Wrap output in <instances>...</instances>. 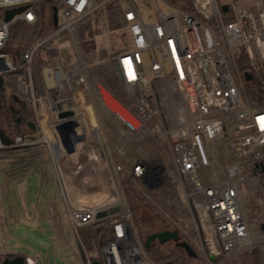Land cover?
Masks as SVG:
<instances>
[{"label":"built area","instance_id":"built-area-1","mask_svg":"<svg viewBox=\"0 0 264 264\" xmlns=\"http://www.w3.org/2000/svg\"><path fill=\"white\" fill-rule=\"evenodd\" d=\"M45 1L57 8V24L29 42L16 61L4 51L10 28L18 21L33 25L38 19L33 3L44 0H0V77L16 73L18 93L31 104L34 116L44 107L55 114L56 127L77 121V114L92 124L96 111L88 95L94 50L86 53L81 46L82 24L117 2L125 28V47L98 70L130 117L114 113L124 127L116 142L107 140L116 170L126 173L127 179L121 180L124 199L109 198L91 206L69 202L73 227H91L99 253L94 259L80 245L81 263L157 264L146 251L125 188L131 183L146 193L145 188L158 185L160 178L161 185L175 184L179 200L190 204L200 238H189L204 264H226L237 252L253 247L254 231L243 198L255 192L258 180L253 177L259 179L263 171L264 100L256 91L253 73L264 62V2L246 5L231 0L224 11L220 0H188L193 10L162 0L170 8L164 12L160 0H155L157 18L148 22L136 0ZM20 7L21 12L6 19ZM228 11L231 20L225 19ZM42 49L48 59L40 61L38 74L34 64ZM242 55L254 71L251 79L239 69ZM74 100L84 105L75 107ZM67 110L74 114L58 117ZM81 127L83 132L85 126ZM124 137L136 141L140 150L130 170L124 162L129 151ZM46 141L44 134L35 140L16 135L9 144L0 139V150ZM114 206L119 207L115 213L97 217ZM26 260L39 264L33 256Z\"/></svg>","mask_w":264,"mask_h":264},{"label":"rangeland","instance_id":"rangeland-1","mask_svg":"<svg viewBox=\"0 0 264 264\" xmlns=\"http://www.w3.org/2000/svg\"><path fill=\"white\" fill-rule=\"evenodd\" d=\"M136 1L145 15L146 21L150 22L157 18L155 0ZM220 1L225 4L231 2V0ZM240 1L246 5H251L256 0ZM262 1L264 2V0ZM179 3L183 6H188L189 4L188 0H179ZM159 5L164 12L170 10L162 0L159 1ZM91 18L92 26L96 29V35L94 36L96 49L89 62V65L93 66L94 70L89 71L90 73L88 72L90 84L88 95L91 105L100 113V116H104V119L109 113L117 112L125 119L130 120L125 107L101 81L98 71L107 58L116 56L125 47V28L124 26L118 29L110 28L106 8ZM122 22H124L123 17ZM38 54L34 64V71L40 74L39 63L43 58L48 59V54L44 49ZM103 54H108V57L101 59L100 56ZM260 60L258 59L259 62H261ZM261 63L260 66L264 69V62ZM149 64V60H146V69L150 74ZM7 83L10 87L14 84L12 79L7 80ZM81 104L82 106L84 105V103ZM42 110L44 117L47 116V111H44V107ZM42 113L39 111L38 116H35V123L39 122L40 126L38 128L44 131ZM110 116L113 117V115ZM39 136L41 137V135ZM125 140L128 143L131 142L130 146L128 144V154L133 157L137 156L136 147L138 144L136 145V141L132 142L128 138H125ZM40 155L44 156V154L39 153L38 148L17 151L0 150V202L2 204L0 211L3 214L12 202L13 205L14 202H18V212H15L12 223L13 230L10 233L3 230L6 227L3 225V219L1 220L0 218V256H6L7 253H15L11 251V248L13 249L15 245L21 244L22 240L23 244L20 246L23 251L34 255L40 264H82L79 258L80 245L93 255L94 259L99 258L91 227H80L76 230L65 209L63 207L57 209L54 196L49 198L46 190H44L43 195L41 194L39 190L40 181L42 176H44L45 167L44 162H41ZM132 163H129L128 167H132ZM122 176L123 180L127 179L124 174ZM253 178L258 180L255 192L250 195L245 194L243 200L246 216L254 231L255 243L253 247L237 252L228 263L253 264L254 262L256 264H264V231L261 229V224L264 222V198L257 195L261 177L259 179H257L258 177ZM28 185L37 187V192L29 195L30 197H27V194L25 195L24 193L17 194L19 190L23 192ZM128 185H131V183H128ZM132 188L145 197V201L138 202V213L131 208L136 225L142 236H148L151 233L169 228L167 230H178L181 240L190 244L192 243L190 238L196 240L200 238V232L196 226V216L191 211L190 204L179 200L178 189L175 184L164 183L159 189L154 190L145 188L146 193L134 186ZM125 195L128 199L126 192ZM122 197L124 199V194ZM58 202L59 205L63 202L61 197L58 198ZM42 206L44 211L41 209ZM11 244H14V246Z\"/></svg>","mask_w":264,"mask_h":264},{"label":"crops","instance_id":"crops-1","mask_svg":"<svg viewBox=\"0 0 264 264\" xmlns=\"http://www.w3.org/2000/svg\"><path fill=\"white\" fill-rule=\"evenodd\" d=\"M110 115H113V117ZM75 118L77 121H69L73 124L67 125L64 129H58L55 126V114L47 112V116L44 117V131L34 124L35 136L39 138V135L42 136L44 134L47 141L44 144H38L30 148H38L39 153L44 154V156L40 155L41 162H44L45 167L44 176H42L40 181L39 190L41 194L43 195L44 190H46L49 198L54 196L57 209L63 207L66 214H68L69 202L91 206L109 198L122 197V174L126 176L125 172L116 170L113 161L114 150L107 142L108 139L116 142L120 138V129L124 127V124L116 121L114 113H109L104 119V116H100V113L93 111L92 124L84 121L82 115L77 114ZM81 125L85 126L84 130H82L84 133L81 132ZM67 129L71 130V132L67 133ZM125 138L127 137L122 139L130 146L131 142L128 143ZM135 143L137 145V142ZM136 149L137 156L133 157L129 154L124 156L127 170L133 167L140 156L138 146ZM131 162H133L132 167H128ZM36 189L38 188H35L34 185H28L23 192L19 190L17 194L24 193L25 195L27 194V197H30L29 195L37 192ZM59 197L63 200L60 205L58 202ZM17 203L14 202V205L13 202L12 204L10 203L11 205L5 209L3 214L0 211V218L1 220L3 219V225L7 228L3 230L9 231V233L13 230L12 223L15 212H18ZM1 206L0 202V210ZM41 209L44 211L43 206ZM21 244H23L22 240ZM21 244L19 243L15 245V248H11V251L15 253H7L6 255L12 254L14 257H16L15 255L24 256L27 263V256H35L23 251ZM11 245L14 246V244ZM14 257L8 258L13 259Z\"/></svg>","mask_w":264,"mask_h":264},{"label":"trees","instance_id":"trees-1","mask_svg":"<svg viewBox=\"0 0 264 264\" xmlns=\"http://www.w3.org/2000/svg\"><path fill=\"white\" fill-rule=\"evenodd\" d=\"M179 3V0H172ZM35 9L38 12V19L33 25H30L24 21H18L14 23L10 28V35L7 40L4 51L9 53L11 57L18 61L20 52L26 48L29 42L37 40L45 33L49 32L53 28V8L50 3L44 0V2L33 3ZM193 10L188 4L184 6ZM108 14V20L111 29H118L124 26L122 22V10L117 2H113L106 7ZM226 20H231L233 15L230 11L224 14ZM92 18L87 19L79 30V38L81 46L86 53H90L96 49V43L94 36L96 35V29L92 26ZM108 57V54L100 56L101 59ZM44 63V58L41 59ZM238 66L243 73H253L251 65L248 63L245 55L239 57ZM254 86L260 97L264 100V69L259 68L258 73L254 74ZM2 82L0 83V138L11 143L16 135H23L29 140L37 139L35 136V129L32 123L35 121L34 111L31 104L18 93L16 85V73L8 72L1 76ZM13 80L14 84L10 87L7 80ZM34 145H29L25 148H6L7 151H17L22 149H29ZM133 185H128L125 188V192L128 196L131 208L137 212L138 202L145 201V197L138 194L134 190ZM257 195L264 198V160L263 171L260 181V186L257 191ZM138 213V212H137ZM165 228L163 230H167ZM142 236V235H141ZM143 241L147 239V236H142ZM149 256L157 264H204L202 256L197 253L196 257H191L187 254L183 247L176 244L175 241L170 240L165 243L159 241L152 242L151 246L146 249ZM14 257L12 254L6 256H0V264H2L6 257ZM232 264V263H226ZM253 264H256L253 262Z\"/></svg>","mask_w":264,"mask_h":264},{"label":"water","instance_id":"water-1","mask_svg":"<svg viewBox=\"0 0 264 264\" xmlns=\"http://www.w3.org/2000/svg\"><path fill=\"white\" fill-rule=\"evenodd\" d=\"M222 9L224 11H227L228 10V4H223L222 5ZM22 10H23V7L11 10L7 14L6 19H10L15 13L21 12ZM52 18H53V23L56 25L57 21H58V10H57L56 7H53ZM246 77H247V79H251L252 78V74L247 73ZM1 82H2V79L0 77V83ZM73 114H74V112L72 110H67V111L60 112L58 114V117L59 118H67V117H71ZM69 124H73V123L65 121V122L61 123L57 128L58 129H64ZM32 126H34V123H32ZM2 141L5 142L4 140H2ZM5 143H7V142H5ZM162 182H163V180H162V178H160L159 182H158V185L149 186V188L150 189H155L159 185H161ZM118 210H119V207H113V208H110L109 210H102V211L97 213V217H104V216H106L108 214L115 213ZM261 229L264 231V222L261 224ZM156 240L159 241L160 243H165L167 241L173 240V241L176 242V244L178 246L183 247L189 256H191V257H196L197 256V253L194 250V248L191 246V244L188 243L187 241H182L181 240V235H180V232L178 230H163V231L154 232V233L149 234L147 236V239L144 242L145 247L149 248L151 246L152 242H154ZM212 258L214 259V257H212ZM2 264H27V263L25 261V257L24 256H16L13 259H10L8 257L5 258V260H4V262ZM93 264H101V263L99 261H94Z\"/></svg>","mask_w":264,"mask_h":264},{"label":"bare ground","instance_id":"bare-ground-1","mask_svg":"<svg viewBox=\"0 0 264 264\" xmlns=\"http://www.w3.org/2000/svg\"><path fill=\"white\" fill-rule=\"evenodd\" d=\"M80 99H81V97H80ZM71 102H73V106L75 105V107L77 106L76 104H81V100H80V102H77L76 100H74V101H71ZM85 106H89V104L86 102V105ZM86 107V108H87ZM42 109L40 110V112L42 113ZM44 113H42V116L44 117V115H43ZM32 264H37L35 261H32Z\"/></svg>","mask_w":264,"mask_h":264}]
</instances>
